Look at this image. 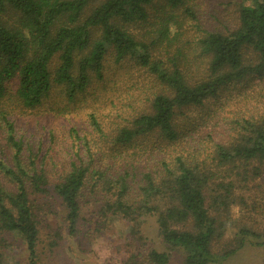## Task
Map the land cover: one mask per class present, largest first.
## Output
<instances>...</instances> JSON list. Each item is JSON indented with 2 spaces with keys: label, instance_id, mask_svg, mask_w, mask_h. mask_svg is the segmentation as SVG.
<instances>
[{
  "label": "trees",
  "instance_id": "16d2710c",
  "mask_svg": "<svg viewBox=\"0 0 264 264\" xmlns=\"http://www.w3.org/2000/svg\"><path fill=\"white\" fill-rule=\"evenodd\" d=\"M187 1L0 0V104L10 91L35 109L53 89L70 103L111 63L149 77L132 110L95 88L84 121L58 130L46 120L22 129L0 106V264H63L68 239L86 251L116 220L125 235L107 264H170L174 253L220 264L264 246V228L245 223L218 247L238 224L235 206L263 207L246 195L264 180V93L236 109L209 103L264 80V0H239L228 32L194 22ZM180 10L197 32L187 41L171 30ZM67 104L53 108L60 124ZM201 108V123L189 121ZM19 249L26 262L11 263Z\"/></svg>",
  "mask_w": 264,
  "mask_h": 264
},
{
  "label": "rangeland",
  "instance_id": "374dc122",
  "mask_svg": "<svg viewBox=\"0 0 264 264\" xmlns=\"http://www.w3.org/2000/svg\"><path fill=\"white\" fill-rule=\"evenodd\" d=\"M97 3L98 2L94 3V5ZM187 4L195 7L194 9L197 11V14L194 22L201 25L203 28L219 29L223 32H228L235 28L239 23V0H188ZM177 13L178 18L181 21V27L176 28V26H173L171 30L173 32H181L179 40L187 41L192 39L193 35L197 33L196 29L191 26L193 21H190L187 16L183 18L181 10ZM152 19L153 17H150V20ZM147 28L149 27H132V31L139 34L140 31H145ZM150 28H152V26ZM109 65V68L105 72V80L100 82L99 80L96 81L88 89L86 95L78 96L77 99L70 101V103H68L67 95L60 92L59 89H53L50 92L49 97L45 99L40 106L35 109L22 110L17 104L16 97H14L12 92L9 91L8 95L5 96L0 104L1 109H5L13 114L11 117L17 118L19 122L18 126L22 129L33 130L35 129V124L45 120V122H51V125L56 129H62L63 125H69L74 117L77 118L75 120L79 123L84 121L86 113L90 109L89 104H86L85 101L91 98L90 95L96 91H94L95 88L99 89L100 87V89L106 92V96L110 97L109 100L114 99L117 106L130 104L131 106L128 109L132 110L133 106L138 103V93L149 84V77L145 74V71L142 68L136 66L133 62H128L125 66L119 69L114 66V63ZM263 93L264 80L259 81L258 79H255L248 85L237 84L228 93H222L218 100L212 99L209 101L210 109L218 111L221 106L227 108L229 105L235 109L237 107H242L245 101V95L248 96L250 102L256 103V100L263 99ZM66 104L68 110L64 117L60 119L62 122L60 124L54 116L56 110L53 108H58ZM201 110L202 108L190 111L191 118L189 121L201 123L198 118L206 116V112L201 115L199 114ZM68 116L71 117V119H69ZM58 118H60V116H58ZM258 182L257 186L250 183L251 191L248 195L252 196H246L249 197L248 201L251 205L253 198L258 194L260 206H263L262 210L259 211L258 214H255L251 209V206L243 209L235 206L234 215L238 219V224L230 225L227 228L225 238L221 241L218 247H223L232 240L239 225L246 223L247 225L264 228V180H259ZM257 220H259V222L256 223ZM125 230L126 227L124 223L120 220H116L113 227L97 237L93 243L83 245V247L86 248V251L78 245L77 241H74L71 238L68 239L73 245V252L70 251L67 253L65 260L63 259V264H107L110 260L114 262L113 258L116 257V253L122 248L119 244H121V239L124 238ZM13 254L10 257L11 263H16L17 261H20L21 263L26 262L24 249H19L18 252ZM170 264H182L180 254L174 253L173 261ZM220 264H264V246H256L248 243L239 252Z\"/></svg>",
  "mask_w": 264,
  "mask_h": 264
}]
</instances>
